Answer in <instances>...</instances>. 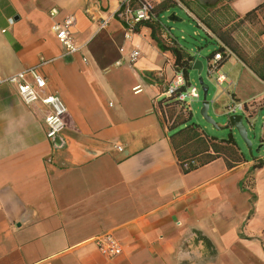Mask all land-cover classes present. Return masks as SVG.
Returning <instances> with one entry per match:
<instances>
[{"label": "crops", "instance_id": "1", "mask_svg": "<svg viewBox=\"0 0 264 264\" xmlns=\"http://www.w3.org/2000/svg\"><path fill=\"white\" fill-rule=\"evenodd\" d=\"M122 1L0 0V264H264V9L245 19L264 0H178L231 53L219 64L221 84L208 72L213 111L243 104L246 115H234L254 138L250 159L236 143L241 163L192 161L188 173L161 116L175 69L157 40L201 60L161 12L130 39L114 19L99 29ZM68 16L76 54L51 31ZM30 69L66 108V127L52 139L47 109L23 105L6 82ZM105 234L119 256L99 251L95 240Z\"/></svg>", "mask_w": 264, "mask_h": 264}, {"label": "built area", "instance_id": "2", "mask_svg": "<svg viewBox=\"0 0 264 264\" xmlns=\"http://www.w3.org/2000/svg\"><path fill=\"white\" fill-rule=\"evenodd\" d=\"M177 3V7H180L178 0H174ZM157 0H123L114 15L106 20H103L99 24V29L107 27L109 20H116L125 31V36L130 39L134 34V28L136 25L143 23H151L156 19L155 8ZM52 16L58 15V10L53 8L50 11ZM74 19L71 16L65 17L59 22L53 23L51 31L54 33L57 41L63 47L66 54H76L79 52V48L74 42V38L71 34V26ZM220 50L208 60V72L212 75H217L216 82L221 84L224 81V77L218 73L219 63L225 56L231 53L224 47H220ZM137 53H133L130 57V62L136 60ZM29 75L31 81L26 80V76ZM6 82L15 87L19 100L23 105L27 107L34 106L38 103L43 105L47 109V113L44 118V124L46 126V137L52 139L65 129L66 122V108L60 98L54 94H44L46 88L45 79L40 76L35 70L30 69L25 72L18 73L9 77ZM134 93L139 92L138 87L133 89ZM199 94L197 89L191 86L189 80L185 79L182 72L175 71L173 78L168 83L166 89L161 94V102H172L165 106L163 105L162 117L164 119L165 126H169L175 121V118L179 114L187 115L191 113V102L199 100ZM174 107L176 115L169 116L168 109ZM228 116L236 113L246 115L247 110L243 104L231 103L225 110ZM95 244L99 251L108 259L119 256L122 253L121 246L113 239L110 234H105L98 237L95 240Z\"/></svg>", "mask_w": 264, "mask_h": 264}, {"label": "trees", "instance_id": "3", "mask_svg": "<svg viewBox=\"0 0 264 264\" xmlns=\"http://www.w3.org/2000/svg\"><path fill=\"white\" fill-rule=\"evenodd\" d=\"M171 6L177 7V3L174 0H162L160 5H156L155 12H163ZM260 9H264V5L249 12L245 16V19L253 17L255 12ZM139 25H136L134 28L135 32ZM157 44L162 51H169L172 54L175 71L182 72L188 82V75L193 57L185 54L178 46L167 47L162 45L159 40H157ZM217 52L218 50L214 51L208 58L211 59ZM259 77L264 81V76L259 75ZM190 119L191 113L184 115V118L179 121H176L175 119V121L169 126V130H171V144L183 173H188L195 169V166L206 164L219 157L225 159L227 167L229 168H232L243 161V157L231 134H229L228 138L225 140H218L214 137H209L199 125L189 122ZM192 161H196L197 165H193L191 163Z\"/></svg>", "mask_w": 264, "mask_h": 264}, {"label": "rangeland", "instance_id": "4", "mask_svg": "<svg viewBox=\"0 0 264 264\" xmlns=\"http://www.w3.org/2000/svg\"><path fill=\"white\" fill-rule=\"evenodd\" d=\"M171 15H175L179 20H181V22H171L169 20V17ZM159 17L161 23L170 28V34L177 38L178 43L185 50L196 55L203 62L204 70L201 73V78L203 84L208 87L207 100L212 101V98L216 93V85L208 75L206 58H208L214 51H217L218 46L214 42H212V40H210V38L206 35L201 27L196 25L195 21L192 20L190 15L184 9L176 6H171L165 11L161 12L159 14ZM189 82L191 86L197 89L200 97L198 101L191 102V119L189 122H193L199 125L206 135L217 138L219 140H225L228 138L229 134H231L238 146L241 148L246 159H250L251 156L247 145L243 143L235 130L217 129L218 127L223 128L226 122V117L224 116L223 110L222 112L220 111V113L217 114L213 111L212 105L209 108L208 115L214 120L217 128L213 125L208 124L200 115L202 91L196 72H189ZM167 111L169 116L171 117L172 115L173 117L176 115V111L173 106H171V108H169ZM183 118L184 114H179L175 119L176 121H179ZM248 139L250 142L254 140L251 132L248 133ZM256 148H254V151L256 150Z\"/></svg>", "mask_w": 264, "mask_h": 264}, {"label": "water", "instance_id": "5", "mask_svg": "<svg viewBox=\"0 0 264 264\" xmlns=\"http://www.w3.org/2000/svg\"><path fill=\"white\" fill-rule=\"evenodd\" d=\"M169 20L171 22L176 21L175 16L171 15L169 17ZM191 70L197 73L198 79H199V84L201 87L202 91V101H201V110H200V115L202 118L210 125H213L216 127V123L214 120L208 115L209 108L211 106V101L207 100L208 96V87L203 84L202 78H201V73L203 71V65L201 61L199 60H194L193 65L191 67ZM226 117V122L223 128H217L218 130L222 129H234L237 134L239 135L240 139L243 141L245 145H247L249 151H251V142L248 139V132L247 128L242 122V116L241 115H232L228 116L227 114H224ZM256 153L258 152V149L255 151Z\"/></svg>", "mask_w": 264, "mask_h": 264}]
</instances>
